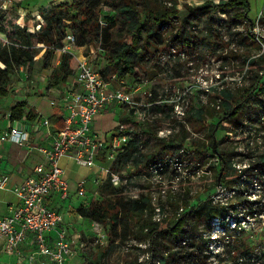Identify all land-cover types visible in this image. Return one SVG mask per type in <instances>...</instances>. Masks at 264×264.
Segmentation results:
<instances>
[{
	"label": "rangeland",
	"instance_id": "rangeland-1",
	"mask_svg": "<svg viewBox=\"0 0 264 264\" xmlns=\"http://www.w3.org/2000/svg\"><path fill=\"white\" fill-rule=\"evenodd\" d=\"M64 1L66 0H13L7 9H0V22L4 27V31L0 30V47L14 44L12 35L17 30V26H24L27 32L39 31L41 25L46 23L42 11H49L55 7L54 5ZM171 1L168 0L169 4ZM176 1L182 14L165 28L167 32L175 30L181 25L186 4L197 6L206 1L218 3L221 0ZM249 1L251 22L238 21L241 23L225 24L224 21H226L227 16L218 12L219 10L214 12L213 17L216 19L212 22V27L218 33L219 38L211 43L206 33L207 19L205 16L198 17L190 24V29L200 39L193 53L183 52V50L176 51L172 46L162 48L156 55H147L140 64H137L133 74L127 73L120 76L116 68L110 64L106 54L108 47L113 45L114 40H121L122 38L121 15L116 12H113V15H118V19L111 24L101 18L102 26L108 27L107 32L101 33L99 36L88 37V46H80L74 50L75 70L83 56L96 71L112 79L115 86L132 91L139 89L134 92L137 100L148 102L150 100L149 93L152 92L155 97L161 95V99H166L168 107L173 108L174 105L179 104L180 109L185 111V114L172 113V117L170 116L171 111H166L155 122L140 124L138 119H133L132 115H128L125 108L120 106L107 110L93 123L99 137L107 140L111 139L113 133L119 132L122 127H125L132 133L133 137L140 138L145 142L144 154L164 148V153L161 154L162 159L174 155L179 149L178 147L186 143L188 145L194 143L196 147L199 145L203 151L205 150V155L200 159L196 153L191 151L195 150V146L192 149L188 148L191 151L190 157L187 159L188 164L195 169L199 164L202 172L192 176L190 181L179 187L181 190L185 188V193L168 192L165 203L168 206L166 210L167 220L179 216L178 209L182 204L191 209V205L197 203L196 200L210 197L218 189L216 179L221 164L220 166L216 165L217 156L213 150L212 141L214 143L216 141V146L220 150L230 153L228 155L231 166L234 167V156L240 144L234 142L235 132L229 139L226 136L233 129V125L236 126L243 120L244 113L250 114L260 111L257 105L261 100H264V89L259 88V84L264 88V60H259L260 55L264 54V0ZM103 11L112 13L109 7H104ZM221 19H224L222 24L219 22ZM42 46L39 44L32 48V54L36 56L34 63L15 67L14 72L9 76L6 87L11 91L7 95H0L1 124L10 119L2 114L3 110H10L15 102L24 100V98L30 103L39 105L44 116L56 109L58 110L57 106L51 105V101L55 100L60 103L62 90H53L49 94L43 95L40 93L42 86L39 84H43L50 70L59 65L58 62L61 60L63 51L61 49L56 51L51 68L48 70L44 67V56L40 53ZM251 59L257 60V63L253 65ZM1 64L3 65L0 61V66ZM257 75L260 76L259 82L255 90L249 94V99L244 104L241 114L224 122L220 129L217 126L215 128L216 135L213 138L211 124L217 123L219 116L225 111L219 104V87L232 91L237 100H241L244 92L251 89V85L256 84ZM74 76L72 74L69 79L72 80ZM200 108L203 109L202 117H198L194 112ZM16 121L18 124L20 123L19 119ZM160 128H172L173 132L168 136H160L158 134ZM144 129L149 132H145ZM169 140H173V143L177 145L176 148L167 146ZM237 141L239 142V140ZM240 143L245 144V139L241 137ZM22 147L23 145H19L20 151L26 155L27 151L23 150ZM31 158L34 159L36 165V155H32ZM61 165L65 168L68 180L74 181L75 184L86 177H91L93 180V184L88 183L87 196H78L77 187H75L72 192L74 202H77V199L81 203L85 200L91 202L95 199H101L100 188L105 182L98 174L97 167L90 168L79 165L68 158H63ZM206 168L211 172L203 173ZM145 169V164L142 168H136L134 164H130L121 172L141 174ZM138 182L145 185L150 184L148 181L143 182L139 177ZM4 194L5 191L0 189V197ZM126 194L128 195V193ZM78 205L79 203H76L75 206ZM69 214L66 219L70 231L73 232L77 230L75 224L76 211L71 210ZM139 219V217L133 218L132 226H135ZM85 222L87 223L82 224V226L79 225L80 228L77 231L81 232V236L74 243V252L66 264H92V261H95L96 264H154L155 257L153 251L149 249V241H140L134 237V234L129 235L130 232L135 233L136 230L130 229L124 236V225L122 224L113 230L111 224L108 223L86 219ZM202 226H200L201 229L207 227ZM237 239L244 245L251 246L253 250L258 248L264 251V219H257ZM103 249H105L104 253H102ZM0 264H5V262L0 260Z\"/></svg>",
	"mask_w": 264,
	"mask_h": 264
},
{
	"label": "built area",
	"instance_id": "built-area-1",
	"mask_svg": "<svg viewBox=\"0 0 264 264\" xmlns=\"http://www.w3.org/2000/svg\"><path fill=\"white\" fill-rule=\"evenodd\" d=\"M12 2L0 0V9H7ZM63 42V52L75 55V48L80 47L75 34L71 32ZM74 75L65 84L60 103L51 101L52 106L61 108L65 126L52 134L51 147H39L43 160L35 165L33 173L22 183L12 186L10 174L0 171V189L13 191L19 199V204L12 207L9 215H0V247L10 255H19L23 244L32 237L34 251L27 256L29 264H66L74 252L66 231L60 229L64 216L49 202L54 193L60 194L63 199L72 197L65 168L61 165L63 158L90 168L97 167L103 182L109 181L114 187L124 189L128 198L137 199L141 194L151 197L153 220L157 222L167 216L168 206L165 203L168 192L185 193V188L181 190L179 187L202 172L199 164L195 169L187 162L191 151L195 153V150L188 149L196 146L194 143L178 147L174 155L149 161L141 174L116 170L119 155L126 151L132 140H137L140 152H143L145 142L133 137L125 127L113 133L110 140L99 137L93 126L97 117L111 108L123 106L128 115L138 119L140 124H145L155 122L166 111H171V117L172 113L185 114V111L180 109L179 104L168 107L166 99H161V95L155 97L152 92L149 93L148 102L137 100L134 92L139 89L132 91L115 86L112 79L90 66L86 58L79 61ZM257 106L259 112L244 113L240 124L233 125L226 136L229 139L235 132L234 142L240 144L233 163L239 178L228 186L218 185V189L210 196L213 203L226 207L222 216L214 217L209 223L212 230L207 235L210 241L206 252L210 254L209 261L212 264H262L259 256L264 251L261 249H254V253L247 256L237 253L233 248L234 243L240 241L237 239L239 235L247 231L257 219H264V170L256 164L259 155L264 153V107L261 103ZM34 122V127H50L48 117H37ZM28 125L27 122L23 128L10 126L0 134V140L27 145L33 128L30 130ZM172 132V128L158 129L160 136H168ZM241 137L245 139L243 145L240 143ZM216 156V165L220 166L221 159L219 155ZM209 172L206 168L203 173ZM138 177L150 184L138 182ZM88 183L87 178L78 182V196H87ZM133 186L135 190L132 191ZM179 209V215L185 212L183 204ZM55 229L56 235L51 239L48 232ZM229 247H232L231 254L227 252ZM232 255L235 257L232 258Z\"/></svg>",
	"mask_w": 264,
	"mask_h": 264
},
{
	"label": "trees",
	"instance_id": "trees-1",
	"mask_svg": "<svg viewBox=\"0 0 264 264\" xmlns=\"http://www.w3.org/2000/svg\"><path fill=\"white\" fill-rule=\"evenodd\" d=\"M177 5L176 0L171 1L170 4L168 0H66L54 5L55 7L49 11H42L46 23L41 25L39 31L27 32L24 26H17V30L12 35L15 45L0 47V61L3 63L0 66V95H7L11 91L6 87V83L15 67L34 63L36 56L32 54V48L39 44L43 45L40 53L44 56V67L51 68L56 51L63 48V41L68 33L75 34L78 46H86L88 37L99 36L107 32L108 27L102 26L101 18L108 24L118 19V15H113V12L121 15L122 38L114 40L106 54L110 64L116 68L120 76L135 73L134 69L137 64H140L147 55H156L158 51L168 46H172L176 51L183 50V52L193 53L200 39L190 29V24L198 17H206V33L211 43L219 38L218 33L212 27V22L216 19L213 17L214 12L219 10L218 12L227 16L225 24L252 21L249 15L251 10L249 0H221L218 3L206 1L197 6L186 4L181 25L167 32L165 28L182 14ZM104 7H109L112 13H105ZM223 20L219 22L222 24ZM0 30L4 31L1 22ZM259 60H264V54L260 55ZM251 62L254 65L257 60L251 59ZM75 63L76 58L73 53H62L60 64L52 69L47 80L46 94L53 90L64 92L63 86L74 74ZM259 77V75L256 76V84L251 85V89L244 92L241 100H237L233 92L228 89L219 91L220 105L225 111L219 116L217 123L211 124L213 138L216 135V126L220 129L224 122L241 114L244 104L249 99V94L255 90L259 82ZM259 88L264 89L261 84ZM260 103L264 107V100ZM28 105L27 100H21L12 105L10 122L21 120L23 117H26L28 122L34 121L38 117V112ZM194 112L198 117L203 115L201 108ZM49 123L57 129L65 126L64 119L58 113L49 117ZM144 131L149 132L146 129ZM160 140L163 141L162 138ZM212 144L214 152L221 159V168L224 167L220 180L221 168L218 169L217 185L228 186L239 178L237 170L231 166L228 155L230 153L220 150L218 146L216 150L213 141ZM167 146L176 148L177 145L173 143V140H169ZM162 153H164V148L144 154L140 152L138 142L134 139L126 151L119 155L115 169L122 170L132 163L136 168H142L144 164L146 167L149 161L160 159ZM195 153L201 159L205 155V150L203 151L198 145ZM256 164L261 167L262 171L264 170V153L259 155ZM100 195L101 199H95L89 205H80L77 208L78 214L88 220L111 224L113 230L122 224L124 225V236L130 229L136 230L135 233L130 232L129 235L134 234V237L140 241H149V249L153 251L155 257L154 264H212L209 261L210 254L206 252L210 241L207 235L212 230L209 223L214 217L224 214L225 206L213 203L210 197H204L202 200H196L197 203L191 205V209L185 207V212L172 220H167L166 217L161 222H157L153 220V205L148 195L141 194L137 199L128 198L124 189L114 187L109 181L101 185ZM135 217L140 219L137 221V226H132ZM202 225L207 226L206 229H201ZM233 248L242 255L251 256L254 253L251 246L248 247L241 241L234 243ZM104 252L105 249L102 250V253ZM227 252L231 254L232 247H229ZM234 257L232 255V258ZM259 258L264 264V254ZM92 264L96 262L92 261Z\"/></svg>",
	"mask_w": 264,
	"mask_h": 264
},
{
	"label": "crops",
	"instance_id": "crops-1",
	"mask_svg": "<svg viewBox=\"0 0 264 264\" xmlns=\"http://www.w3.org/2000/svg\"><path fill=\"white\" fill-rule=\"evenodd\" d=\"M33 30V28H32ZM60 64V61L58 62ZM49 70V68H47ZM52 70H50L49 75L46 77V80L43 84H39L42 86L40 93L45 94V86L47 83V80L51 74ZM71 80V79H69ZM24 100H27L24 98ZM28 101V100H27ZM18 102V101H17ZM16 103V102H15ZM14 103V104H15ZM13 104V105H14ZM29 107L34 108L38 112V117H50L54 113H58L61 116V108L58 107V110L52 111L50 114L45 115L43 114V111L41 110L40 106L37 104L30 103L28 101ZM11 108V107H10ZM9 109V108H8ZM10 110H3V115L8 118V113ZM62 117V116H61ZM35 121V120H34ZM34 121H27L26 117H23L20 120V123L18 124L17 121L10 122L5 120L4 124L0 125V134L10 126H16V127H25L27 126V122L29 123L28 128L31 130V137L30 142L27 145H24L22 147L23 150H26V155L23 154L20 149L19 145L11 142H4L0 140V171L9 173L11 176V184L17 185L22 183L29 175L33 173L34 167H35V161L31 158L32 155H36L37 163L43 160V155L39 150V147H51L53 142L52 134H54L57 130L55 127H34ZM29 149V151H28ZM89 181V184H93V180L91 177H86ZM79 182V181H78ZM78 182L75 184V182L70 183L71 191L75 190V187H77ZM74 183V184H73ZM88 184V186H89ZM72 186V187H71ZM5 194L0 197V215H9L11 213V209L14 206H17L19 204V199L15 195V193L11 190H4ZM73 194V193H72ZM15 198H14V196ZM17 198V199H16ZM77 202H74V196L69 197L66 199H63L60 194L54 193L52 197L49 199L50 204L57 208L64 216L63 223L60 225V229H64L68 235L69 240L72 243V246L74 247V243H76L77 238L81 236V232L77 231L82 224L87 223L85 222L84 217L78 214L77 208L82 205L86 204L89 205L91 202L84 201L81 203L79 199L76 200ZM76 203H79L78 206H75ZM81 203V204H80ZM74 206V209H73ZM75 210L77 218L75 219L76 224V231H70V228L68 227L67 222V216L70 215V211ZM88 220V219H86ZM80 225V226H79ZM57 230L48 232V236L53 239L56 235ZM73 235V237H72ZM34 251V244L33 239L30 237L22 246L21 254L19 255H10L6 253L1 247H0V260H3L5 264H29L27 260V256L31 254ZM70 258V257H69ZM67 259V261L69 260Z\"/></svg>",
	"mask_w": 264,
	"mask_h": 264
},
{
	"label": "water",
	"instance_id": "water-1",
	"mask_svg": "<svg viewBox=\"0 0 264 264\" xmlns=\"http://www.w3.org/2000/svg\"><path fill=\"white\" fill-rule=\"evenodd\" d=\"M216 128H217V126H216ZM214 146H215V149L217 150L216 141H215V143H214ZM223 170H224V167H222L221 170H220V173H219V180L221 179V176H222Z\"/></svg>",
	"mask_w": 264,
	"mask_h": 264
},
{
	"label": "bare ground",
	"instance_id": "bare-ground-1",
	"mask_svg": "<svg viewBox=\"0 0 264 264\" xmlns=\"http://www.w3.org/2000/svg\"><path fill=\"white\" fill-rule=\"evenodd\" d=\"M78 55V54H77ZM82 60H84V57L82 56V58H81Z\"/></svg>",
	"mask_w": 264,
	"mask_h": 264
}]
</instances>
